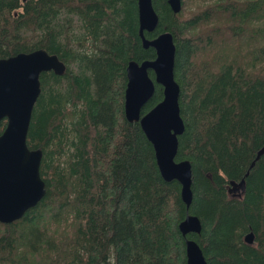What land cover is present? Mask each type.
<instances>
[{
	"label": "trees",
	"instance_id": "16d2710c",
	"mask_svg": "<svg viewBox=\"0 0 264 264\" xmlns=\"http://www.w3.org/2000/svg\"><path fill=\"white\" fill-rule=\"evenodd\" d=\"M153 5L159 26L146 37L169 32L177 47L186 130L176 161L192 165L190 209L125 116L129 63L156 59L138 0H0V60L45 50L67 66L41 75L27 137L43 151L46 196L0 223V264H187V213L201 221L187 238L207 264H264V156L246 192L229 191L264 147V0H182L179 14L168 0ZM162 100L157 86L142 114Z\"/></svg>",
	"mask_w": 264,
	"mask_h": 264
},
{
	"label": "water",
	"instance_id": "95a60500",
	"mask_svg": "<svg viewBox=\"0 0 264 264\" xmlns=\"http://www.w3.org/2000/svg\"><path fill=\"white\" fill-rule=\"evenodd\" d=\"M174 14L182 11V0H168ZM139 35L144 49L156 51V59L142 63L130 62L127 68L128 84L125 93V116L128 122H138L153 145L162 178L181 187L182 201L189 210L193 202V171L188 161L177 162L179 138L186 126L181 116V87L175 79L177 47L172 33L166 32L154 39L159 16L153 0H138ZM67 66L56 55L45 50L22 53L0 60V124H8L0 135V223L11 224L46 196V184L41 178L42 150H30L27 137L35 105L42 93L41 75L54 72L63 76ZM151 72L154 78L151 77ZM163 89V100L146 114L145 106ZM264 156V147L258 152L250 170L241 182H231L230 192H246V178ZM179 229L186 239L187 264H207L201 246L188 235L202 233L200 219L187 213ZM246 243L253 245L255 235L250 233Z\"/></svg>",
	"mask_w": 264,
	"mask_h": 264
},
{
	"label": "rangeland",
	"instance_id": "374dc122",
	"mask_svg": "<svg viewBox=\"0 0 264 264\" xmlns=\"http://www.w3.org/2000/svg\"><path fill=\"white\" fill-rule=\"evenodd\" d=\"M194 8H195V7H189V6H188L187 9H188V10H193ZM237 194H238V193H232V195H237Z\"/></svg>",
	"mask_w": 264,
	"mask_h": 264
},
{
	"label": "flooded vegetation",
	"instance_id": "af4514ba",
	"mask_svg": "<svg viewBox=\"0 0 264 264\" xmlns=\"http://www.w3.org/2000/svg\"><path fill=\"white\" fill-rule=\"evenodd\" d=\"M230 191V190H229ZM230 193H238L237 195H239V192H235V191H233V192H230Z\"/></svg>",
	"mask_w": 264,
	"mask_h": 264
}]
</instances>
